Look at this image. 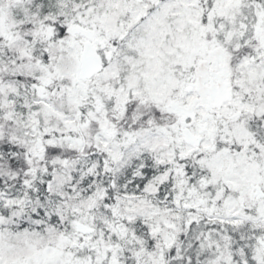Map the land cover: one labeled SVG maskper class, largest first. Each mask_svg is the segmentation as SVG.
Returning <instances> with one entry per match:
<instances>
[{"label": "snow or ice", "instance_id": "obj_1", "mask_svg": "<svg viewBox=\"0 0 264 264\" xmlns=\"http://www.w3.org/2000/svg\"><path fill=\"white\" fill-rule=\"evenodd\" d=\"M0 264H264V0H0Z\"/></svg>", "mask_w": 264, "mask_h": 264}]
</instances>
